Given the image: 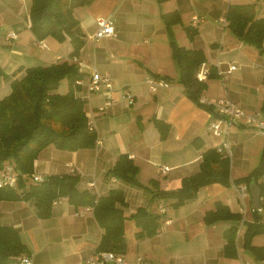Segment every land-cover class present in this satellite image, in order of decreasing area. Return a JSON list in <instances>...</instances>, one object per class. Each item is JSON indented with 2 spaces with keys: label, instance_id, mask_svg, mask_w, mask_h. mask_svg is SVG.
I'll return each instance as SVG.
<instances>
[{
  "label": "crops",
  "instance_id": "obj_1",
  "mask_svg": "<svg viewBox=\"0 0 264 264\" xmlns=\"http://www.w3.org/2000/svg\"><path fill=\"white\" fill-rule=\"evenodd\" d=\"M245 2H252L255 16L264 19V0H93L78 5L74 7V15L84 33V43L74 55L78 59L75 62L69 56L72 45L68 37L59 41L47 36L43 38L45 46L39 43L41 39L30 28V0H0V97L11 90L12 78L23 74L20 66L74 61L83 79L74 94L84 100L87 122L96 133L95 142L90 146L68 149L48 144L43 147L33 160L31 174L22 176L25 187L35 181L34 174L43 178L47 174L76 172L79 174L77 188L97 196L105 195L112 187L123 189L125 203L121 207L127 247L122 254L129 259L141 256L152 264H243L247 261L257 264L240 246L244 225H239L238 219L222 218L206 223L203 218L219 200L249 219L250 210L241 212L238 196L237 186L244 182L204 184L194 197L178 206L172 205L173 198L153 197L156 185L149 183L154 179L163 189L179 186L183 176L199 169L203 151L216 147L222 140L208 128L212 112L197 105L183 91L162 13L180 14V20L170 25V31L179 44L201 48L206 57L201 64L208 69L213 67L216 76L205 78L207 85L201 95L208 99L229 96L245 111L264 114V51L237 36L225 16L229 3ZM193 15L200 18L196 24L192 22ZM98 16H110L114 20L115 35L92 37ZM220 18L226 22L222 23ZM186 25L197 29L193 39L185 32ZM10 30L16 32V37L7 36ZM230 64L236 67L224 71ZM92 68L107 75L112 82L111 94L115 101L103 109L99 108L103 95L88 89L87 73ZM149 76L163 78L169 85L151 90L145 81ZM60 87L57 90L61 92L68 89ZM126 92L132 94L131 102L125 97ZM155 119L162 120L167 127L163 138ZM194 138H198V144L193 142ZM227 139L231 143L229 161L233 180L249 173L258 163L264 147V132L240 118L229 128ZM122 152L128 153L138 165L137 177L144 186L105 176ZM163 165L169 167L165 173L158 169ZM1 173L2 166L0 176ZM17 184L18 179L13 187L17 188ZM260 197L264 201V192ZM246 204H251L248 199ZM138 206L161 214L154 234L135 236L139 228L129 215ZM260 209L264 216V209ZM93 211L92 205L75 206L60 195L52 200L51 214L41 217L33 197L19 196L0 200V223L18 231L26 246L22 256L29 255L32 264H77L92 256L103 232ZM127 226L129 235L125 231ZM231 226H237V256L234 257L223 253L225 233ZM253 243L264 244V239Z\"/></svg>",
  "mask_w": 264,
  "mask_h": 264
},
{
  "label": "trees",
  "instance_id": "obj_2",
  "mask_svg": "<svg viewBox=\"0 0 264 264\" xmlns=\"http://www.w3.org/2000/svg\"><path fill=\"white\" fill-rule=\"evenodd\" d=\"M93 0H30V28L37 39L52 36L63 41L67 37L72 45L69 56L73 57L84 43V33L74 15V7L89 4ZM167 26L169 45L172 56L179 68V82L187 97L197 105L204 107L218 116L219 113L212 104L201 102L200 95L206 88L205 79L199 80L195 71L201 62L206 60L201 48H191L179 44L175 39L170 25L180 20V14L162 13ZM225 16L231 30L249 43L256 45L260 52L264 35V19L257 18L253 4L229 3ZM187 36L193 39L197 29L191 25L184 27ZM39 41V40H38ZM23 74L12 78L11 90L0 97V166L7 161L17 168L18 184L13 186H0L1 199H15L19 196L33 197L37 214L48 217L51 214L52 200L64 195L75 206L92 205L94 216L103 228L97 250H113L124 253L127 240L124 232L125 215L121 207L125 203V193L119 187H112L105 195L96 194L77 188L78 173L47 174L42 180L28 183L25 187L23 175L32 172L33 160L39 151L48 144L59 148L76 149L93 145L96 133L89 128L84 112V100L74 94L80 84L76 82L82 76L76 64L68 59L52 62L46 65L36 64L20 66ZM217 73V70H216ZM216 76L210 66L207 78ZM218 76V75H217ZM67 78L68 89L58 91L61 79ZM160 137H165L167 127L164 122L155 119ZM198 138L193 142L197 143ZM198 144V143H197ZM138 165L129 156L122 152L105 176H115L133 185L144 184L138 179ZM264 147L258 163L251 171L233 180L230 179L229 156L224 155L217 148L210 147L203 151L199 169L194 173L181 178L179 186L174 188H159L156 180H149L156 185L152 196L173 198V206H178L186 199L194 197L198 189L210 182L235 184L244 182L248 186L252 178L258 183L261 193L264 192ZM18 189H21L19 191ZM251 203V196H249ZM264 209V201L260 197V205ZM251 218L243 219L242 246L248 250L257 264H264V244H254L252 238L255 234L264 231V220L258 208L251 209ZM139 228L136 237L143 234H154L160 224L161 214L138 206L130 215ZM240 212H233L229 206L221 201L215 202L214 208L204 214V221L210 223L217 219L231 218L240 220ZM237 226H231L225 233L227 238L223 253L226 256H237ZM26 252V246L21 240L18 231L11 225L0 223V264H21L20 257Z\"/></svg>",
  "mask_w": 264,
  "mask_h": 264
},
{
  "label": "built area",
  "instance_id": "obj_3",
  "mask_svg": "<svg viewBox=\"0 0 264 264\" xmlns=\"http://www.w3.org/2000/svg\"><path fill=\"white\" fill-rule=\"evenodd\" d=\"M199 17L197 15L192 16V22L197 23L199 21ZM222 23H225V18H220ZM97 28L95 32L92 34L93 38H99L103 36H112L116 34V28L114 24V20L110 16H98L96 18ZM8 37H16V32L10 30L7 32ZM39 43L42 46H45L44 40H39ZM72 59L76 62L78 61L76 56H73ZM236 67V64H230L228 68L224 71H231ZM208 72V67L203 63L200 65L199 69L196 71L195 76L197 79L202 80L206 78V74ZM218 72L222 73V70ZM87 85L90 91H98L104 97L102 105L99 106L100 109L105 108L115 101L113 98L112 91V82L107 75L100 74V72L96 68H92V70L87 73ZM146 83L151 90L157 89L159 86H168L169 82L163 78H156L149 76L146 78ZM78 84L83 83V79L78 78L76 80ZM125 97L129 102L133 100L132 94L130 92L125 93ZM201 102L212 104L216 107L219 115L214 116L211 115L208 121V128L212 132V134L222 137L221 143H219L216 148L218 151H221L225 155L231 154L230 145L231 143L227 139V134L229 128L238 122V119L244 118L245 122L254 126L259 132H264V114L261 115L259 112H250L245 111L243 108L238 106L229 96H223L216 99H208L203 95H200ZM89 128H92V125L88 122ZM168 166H159L158 169L160 172L165 173L168 170ZM18 172L15 166L12 163L7 162L2 165V173L0 176V186H15L17 183ZM33 179L35 181H39L42 179V176L38 174L33 175ZM238 188V196L241 201V212H246L247 209L252 208L251 204L247 205L246 200H249V190L246 184H242L237 186ZM89 207V206H88ZM259 210L260 207H257ZM243 216L239 220V225L243 222ZM21 264H32L31 258L29 255H23L20 257ZM152 264L151 261L137 256L134 259L126 258L122 253L115 252L113 250H95L91 257L79 260L77 264ZM243 264H250V262H244Z\"/></svg>",
  "mask_w": 264,
  "mask_h": 264
},
{
  "label": "rangeland",
  "instance_id": "obj_4",
  "mask_svg": "<svg viewBox=\"0 0 264 264\" xmlns=\"http://www.w3.org/2000/svg\"><path fill=\"white\" fill-rule=\"evenodd\" d=\"M246 3V2H245ZM252 3V2H251ZM225 30L228 32L229 31V29H228V27H226L225 28ZM60 85H61V89L62 88H65L66 89V86L68 87V83H67V78H63V79H61V83H60ZM215 110H216V108H215ZM210 119V118H209ZM224 154V153H223ZM225 155V154H224ZM227 156H230V155H227ZM250 210V209H249ZM252 211L250 210V212H248V213H251ZM262 214V213H261ZM251 215H248V218L250 217ZM251 218V217H250ZM249 218V219H250ZM261 219L262 220H264V216L262 215L261 216ZM243 230H244V228H243ZM125 231H126V235H129L130 234V230H129V226H127V228H125ZM260 239H264V231L263 232H260V233H257V234H255L254 236H253V238H252V241L253 242H255V241H257V240H260ZM240 241H241V237H240ZM241 247H242V245H240ZM243 250V249H242ZM245 253L248 255V256H252L251 255V253H249V251H247V250H245Z\"/></svg>",
  "mask_w": 264,
  "mask_h": 264
},
{
  "label": "water",
  "instance_id": "obj_5",
  "mask_svg": "<svg viewBox=\"0 0 264 264\" xmlns=\"http://www.w3.org/2000/svg\"><path fill=\"white\" fill-rule=\"evenodd\" d=\"M250 195H251V205L253 208H257L260 205V187L254 178L251 179L250 184Z\"/></svg>",
  "mask_w": 264,
  "mask_h": 264
}]
</instances>
